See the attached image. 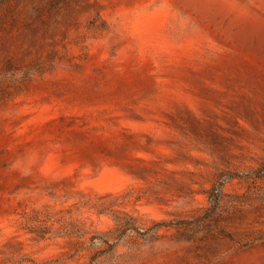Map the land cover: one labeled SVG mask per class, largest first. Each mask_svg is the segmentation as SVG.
<instances>
[{
	"label": "rangeland",
	"instance_id": "1",
	"mask_svg": "<svg viewBox=\"0 0 264 264\" xmlns=\"http://www.w3.org/2000/svg\"><path fill=\"white\" fill-rule=\"evenodd\" d=\"M201 1L0 0V264H264V0Z\"/></svg>",
	"mask_w": 264,
	"mask_h": 264
},
{
	"label": "trees",
	"instance_id": "2",
	"mask_svg": "<svg viewBox=\"0 0 264 264\" xmlns=\"http://www.w3.org/2000/svg\"><path fill=\"white\" fill-rule=\"evenodd\" d=\"M221 186H222V183L220 185H217L216 186L217 188H211L209 190L210 199H212L215 203H218V201L221 199V196L223 194L222 191H221ZM165 225H166L165 222H156L154 224V228H159V227H162V226H165Z\"/></svg>",
	"mask_w": 264,
	"mask_h": 264
},
{
	"label": "bare ground",
	"instance_id": "3",
	"mask_svg": "<svg viewBox=\"0 0 264 264\" xmlns=\"http://www.w3.org/2000/svg\"><path fill=\"white\" fill-rule=\"evenodd\" d=\"M203 2V7L205 8H219V4L215 0H202Z\"/></svg>",
	"mask_w": 264,
	"mask_h": 264
}]
</instances>
